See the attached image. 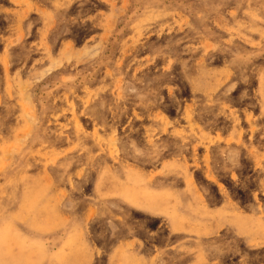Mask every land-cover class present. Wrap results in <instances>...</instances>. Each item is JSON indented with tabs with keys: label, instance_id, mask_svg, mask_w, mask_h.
<instances>
[{
	"label": "rangeland",
	"instance_id": "374dc122",
	"mask_svg": "<svg viewBox=\"0 0 264 264\" xmlns=\"http://www.w3.org/2000/svg\"><path fill=\"white\" fill-rule=\"evenodd\" d=\"M0 264H264V0H0Z\"/></svg>",
	"mask_w": 264,
	"mask_h": 264
}]
</instances>
